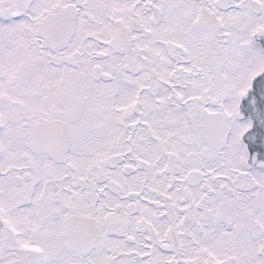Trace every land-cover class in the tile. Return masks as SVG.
<instances>
[{
    "label": "snow or ice",
    "instance_id": "snow-or-ice-1",
    "mask_svg": "<svg viewBox=\"0 0 264 264\" xmlns=\"http://www.w3.org/2000/svg\"><path fill=\"white\" fill-rule=\"evenodd\" d=\"M0 264H264V0H0Z\"/></svg>",
    "mask_w": 264,
    "mask_h": 264
}]
</instances>
